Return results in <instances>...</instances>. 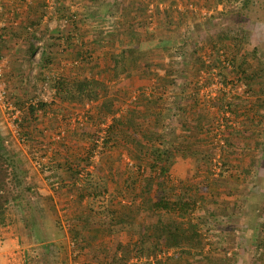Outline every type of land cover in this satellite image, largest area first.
I'll return each mask as SVG.
<instances>
[{"label": "trees", "instance_id": "16d2710c", "mask_svg": "<svg viewBox=\"0 0 264 264\" xmlns=\"http://www.w3.org/2000/svg\"><path fill=\"white\" fill-rule=\"evenodd\" d=\"M176 1L171 0L170 3L174 4ZM213 1L215 6L213 12L204 17L207 24L206 21H200L199 13L185 10L180 14L175 8L170 9L169 5L163 17L158 10L154 11L158 22L156 29H150L146 7L141 2L135 5L131 2L132 6H130L126 5L127 0H112L108 3L103 1L101 10L96 16L97 20L103 22L109 17L115 19L114 29L110 32L99 30L101 41L92 44L91 34L87 33L88 38L82 35L80 26L81 41L75 48L73 58L76 61L74 66L92 63L97 67L96 75L91 78L58 76L52 80L51 87L55 90L54 95L60 103L72 108L76 105L85 108L96 103L94 106L97 116L104 113L106 114L104 116H111L112 122L105 130L106 136L101 147V153L105 151L106 156L101 157L98 164L102 167L104 162L106 163L116 154L122 156L124 153L133 167L121 184L123 190L117 188L121 199L129 201L122 214L114 210L112 204L116 202L117 197L112 196V193L109 194L102 173V175H97V172L93 171L85 173L83 178L85 185L78 187L79 202L86 196L93 202L99 201V208L104 209V212L97 211L96 215H105L107 220L101 221L98 225L111 227L120 224L119 231L127 230L129 236H136L135 240L117 243L112 253L104 255L101 259H95L94 264H128L133 258L142 256L149 258L150 255L155 258V262L146 261L145 264H166L156 258L157 253L177 251L196 257L205 247L201 242L199 226L196 223L200 218H194L193 214L199 203L205 204L208 199L204 200L200 197L187 199L183 195H176L174 184L169 179L170 170L175 164L176 157L196 160L205 152L199 149V146L207 143L214 127L212 117L210 118L205 112L209 104L217 106L216 113L220 112L222 106L227 105L230 108L231 104L228 103L227 98L236 85L242 84L244 90L250 91L252 96L256 95L252 84L256 83L255 80L264 78V61L259 58L261 57L259 46L264 42V0ZM163 2L164 0H159L160 4ZM75 6L77 8V5ZM216 6H221V11H217ZM67 10L68 8L64 9ZM75 14L76 21H79V16L76 12ZM65 16V19L70 20V27L75 23L74 31H77V22H72L66 12ZM188 20H191L190 23L186 22ZM80 21L85 22V20ZM206 25L209 28L204 31ZM249 25H252V30L247 28ZM230 27L233 31L229 29ZM211 30L218 32V36H213ZM67 32L65 36H68ZM203 32L208 48L199 43ZM104 44L109 45L108 51L103 53L102 58H95L94 52L101 49ZM245 47L250 49L249 53L244 51ZM44 55L49 62H52L53 54ZM166 57H170V61L161 64ZM47 70L48 66L41 64L40 72ZM159 71L162 73L160 74ZM134 77L149 78L153 83L150 87H138L136 90L122 88L117 91V95L123 97L121 103L131 99L135 94L136 97L132 99L125 113L116 116L115 113L119 112L117 109L121 104L115 99H107L108 101L105 99L107 82L109 80L119 82ZM214 77L223 87L230 86L229 91H218L215 98L204 101L206 103L201 102V90L208 88ZM238 99L237 106L240 109H237L239 113L234 117L236 123L240 122L243 127L242 132L245 134L249 131L247 125L252 117L250 113L254 112L255 106L264 108V98L255 96L253 99L244 97ZM45 106L40 104L38 108L42 110ZM241 108H243L242 112ZM33 115V108L30 107L26 117L23 118V124L29 126L34 121ZM96 115L91 116L89 120L95 121ZM174 117L178 120L175 121L177 132L172 128L169 132L174 137L173 141L175 137L178 139L168 146L165 130L174 122L173 120L170 123L165 122L166 119ZM234 129L235 125L233 131ZM1 131L0 127V227L6 228L21 220L29 238L37 245L35 248L36 255L39 256L37 264H54L51 256L66 252L68 249L73 263L87 256L86 249L92 246V242L82 240L84 233L96 240L99 234L103 233L104 227H93V223H90L91 219H88L89 216H81L80 223L73 220L67 229L68 242L49 241L42 220L50 217L55 225L58 224L57 209L53 205V199L51 196L39 194L37 190L40 186L39 177L33 174L30 181H27V169L23 159L17 158L18 153L12 149V143ZM202 133L206 139H199L198 135ZM232 134L229 133L230 136L227 132L224 134V145L228 149L233 148L230 140ZM95 147V145L91 146L85 152V157L80 160L83 161L81 165L65 163L67 171L71 173L73 185L78 178L77 175L92 164L91 157L96 150ZM203 161L207 165L211 163L205 155ZM254 162L255 160L252 159L251 164L253 165ZM226 164L223 163L220 174L228 172V169L225 170ZM145 168L146 183L140 188L142 179H139V176L145 172ZM109 170L112 169L109 167ZM46 176L53 181L52 177L57 176V173L50 175L52 177ZM207 188L213 197L216 194L215 185L209 184ZM142 189L143 196H141ZM105 195L107 199H104ZM257 213L258 223L252 228L249 243L264 252V205L258 208ZM143 214L156 219L149 224L143 221L138 223V220L143 218ZM104 232L112 234L110 229ZM92 258L89 259L92 261ZM205 258L206 264H211L209 257ZM24 264L29 263L25 260ZM81 264L93 263L81 262Z\"/></svg>", "mask_w": 264, "mask_h": 264}, {"label": "rangeland", "instance_id": "374dc122", "mask_svg": "<svg viewBox=\"0 0 264 264\" xmlns=\"http://www.w3.org/2000/svg\"><path fill=\"white\" fill-rule=\"evenodd\" d=\"M79 1L81 4H77V8L79 10V16L83 17L79 18L78 21L79 28L81 26L83 32V34H81L85 35L87 38V33L91 34L90 39H93V41L91 42L92 44L94 42L101 41L99 39L101 38V36L98 35L99 30H101L102 32L112 31L114 29L113 27L115 25V19L109 17L107 19H104L103 22L98 21L96 16L101 10V5L98 2L88 4L82 2V0ZM142 1H144V3H142ZM170 1L171 0H164V2L160 4L159 0H141L142 5L146 7L147 17H151L150 22L152 24L150 25V27H152V29H156V25L158 24L156 15H154L155 10H158L159 8L160 10L158 11L160 12V15L162 17L164 11L167 10L166 6L168 8V6L170 5V9L174 10V5L171 4ZM150 6H154V9L152 8V15L148 14V7ZM175 6V10L181 12L182 10L189 7L191 11L200 14V21L203 22L206 21L204 17L211 15L215 8L213 0H177ZM219 7L220 8L216 6L217 11H221L222 8L221 6ZM65 12L67 13V15H70L72 13H68V10ZM161 16H159L160 19ZM80 20H85V22L82 23ZM197 20L199 22V19ZM203 22L201 23L203 24ZM205 24H207V21L205 22ZM57 25L58 22L56 19V25L52 29H57ZM68 28H71L70 24ZM208 28L209 26L206 25L203 29L204 31H206ZM247 28L249 30H252V25L247 26ZM229 29H232V27H230ZM204 33L205 32L202 33L203 36H200L199 43L206 45V38L204 36ZM210 33L213 34V36H218V32H214L213 30H211ZM262 44L264 45V42H262L261 45ZM206 47L208 48L207 45ZM108 48L109 45L104 44L101 49H97L94 52V57H99V59L102 58L103 53L107 52ZM263 49L264 47H261V57L259 58L264 61ZM244 51L249 53L250 49H247V47H245ZM44 54L42 55V60L45 59ZM61 54L65 56L63 58L64 64L62 66H59L58 68H56V66H53L54 68L48 67V70L43 72L44 74L41 73L37 67L32 68V71L35 70L34 77L39 84V93L31 98V100L28 99L25 102L23 101L20 107L17 106L23 109L25 115L28 113L30 107H34V109L37 110L39 109L38 107L40 104H50L49 101H51L52 96L49 97L47 93L52 90L51 86L53 78H56L58 76H67L69 78L74 76L91 78L96 75L97 67H94L92 63L86 64L84 66H74L75 64L72 63L73 61L69 62V64L67 63V60H70V58L66 57V53ZM172 57H174V55H172ZM169 61L170 57H166L161 64H167ZM250 62L254 63L253 61ZM255 65L257 66L256 63H254V66ZM72 73L74 75H72ZM43 75L45 78H43ZM51 75H54V77H51ZM46 76H48L49 78L46 79ZM257 80L259 81V84L255 83L252 84V86L255 90H260V94L256 95L262 96L263 98L264 78ZM109 82H107L108 88L106 91L105 99H115L119 101V103L121 104L119 106V109H117L118 107L116 106V109L119 112L115 113L116 116H119L122 112H126L128 106L131 105L130 102L133 101L132 99L134 97H136V94L133 95L131 99H127L124 103H121L123 97L121 95H117V91L122 88H126V83H124V80L119 82ZM229 89L230 86H228L226 92H228ZM133 90H136V88H133ZM35 91L34 93H36ZM40 95L44 96L43 99H46V102L40 97ZM250 95L251 92L244 90V86L242 84L236 85V87L231 91V94L227 98L229 99L228 103L231 104L230 108L227 105L222 106L220 112L216 113L217 106L214 107V104H209L210 106L207 109L209 110L208 115H210V118L212 117L214 127L212 133L209 134V139L207 138V143L200 144L199 149L205 150V152L200 155H202L203 157L204 155L207 156L210 159L211 163L207 165L203 161V157L200 155L196 160H193L191 158L183 160L179 156L176 157L175 164L172 166L169 174V179L174 184V193L176 195H183L187 199H192L193 197H200L204 200L208 199L205 204L199 203L196 211L193 214L194 218H200V220L196 221V223L199 226L201 242L205 245V247L202 253H198V256L196 257L187 256L177 251H165L157 253L158 256L156 258L162 260L164 263L206 264L204 259H206L205 257H209L208 259L211 260V264H264V252L259 251L256 245L254 246L249 243V241L251 240L250 234L252 233V228H254L253 226H256V224L258 223L257 210L264 205L263 166L257 169V166H255V164L252 165L250 162H247V159L248 161L250 159L247 157V155H244L241 161H238L236 157L233 158L232 156V153L234 152L233 148L228 149L224 145L225 132H227L228 135L229 133H234L233 127L236 123L234 116L238 111L237 109H240V107L237 106V101L239 100L238 98L244 97L247 99H253L256 96L254 94L252 96ZM46 96L49 98H47ZM209 99L212 98H208L205 93L202 94L201 102H207L209 101ZM106 100L103 99V101ZM33 103L35 104L33 105ZM94 105H96V103H92L85 108H81L79 105H76L74 108L68 106L63 109V113L59 114L61 116L56 120L58 121L59 125L58 129H52L51 127H48L47 119L40 117L39 124V121H36V118H34V121L31 122L30 126L24 125L22 127L21 133L27 137V142L23 145L18 142L15 137L12 136L10 130L6 125L7 120H5V118H2L3 116L2 114H0V121L4 125L2 126V132L7 136L9 142L12 143V149L16 153H18L17 158L23 159L25 167L27 169V181H30L32 175L34 174L39 177V179L43 181L45 180L46 182L44 184L46 185V187L49 188L52 193H54V197H52V199L53 205L57 209L58 224L55 225L53 219L50 217L44 218V220H42L43 227L49 237V241L68 242L69 234L67 232V229L69 228V226H71L72 221L74 220L80 223L82 220L80 217L85 215L89 216L88 219H91L90 223H93V227H104V231L110 229L112 233L110 235L109 233H105L103 231V233L99 234V237L96 240L84 233L82 240L84 239L87 240L86 242H92V246L86 249L88 251L87 256L81 257L80 260L73 263L71 261V256L68 249V251L66 252L51 256L54 264H81V262H90L94 264L95 262L93 261L95 259H101L104 255L112 253L117 243H126L129 240L136 239V236H129L130 233L127 230L119 231V229L121 228L120 224L112 225L111 227H108V225H98L99 223H101V221L107 220L105 218V215H96L97 211L104 212V209L99 208V201L93 202L86 196L82 198L80 202L78 201V187L80 188V186L85 183V180H77L76 182L74 181V184L76 186L73 185L71 173H69L66 169L65 163H74V165H81L83 163V161L80 160H83V158L85 157V152L88 151L91 146L95 145V139H97L98 134L103 131L102 125L108 126L112 122L111 116H104L106 115L105 113L101 116H97L95 114L96 111ZM227 113L229 115L231 114V116L227 117ZM94 115L97 116V119H95V121H90L89 118ZM79 118H81V122L78 121ZM172 120L174 123L171 124L173 126H177V122L175 121L178 120L175 117L173 119H166L165 123H170L172 122ZM37 124H39L40 126L44 124V129L47 130L45 131L40 126L39 128L37 127L35 129H32L30 132H28V130H25L29 129L31 126H33L34 128ZM169 127L170 125L166 128L168 129ZM58 131H64V138L61 140H57L55 138ZM52 133L53 136L50 137ZM166 133L167 134L165 138L166 140H168L170 139L171 134L169 130L166 131ZM228 135L226 136L228 137ZM198 137L199 139L205 138V135L202 133L199 134ZM35 151L39 153L41 158L44 159V166H49L51 171L50 175H54L55 173L59 172L60 176H58V174L55 177L48 175L52 177L53 180H56L60 183V186L57 189L51 185L52 180L50 181V179L47 178L43 170L35 169L33 165V152ZM103 156H106L105 151H102V153L99 154L96 158L93 154V156L91 157V160L93 159L92 164H89L88 166V168H91L89 170V173L93 171L97 172V175L103 174V177L106 180V188L109 190V194L112 193V196L115 195L117 197L116 202L112 204L114 210H116L117 213L122 214L125 212L124 207L125 205L129 204V201L127 199H121L120 192L117 188L123 190L121 184L126 179L125 175L130 171V168L132 169L133 167H131L132 165L129 164V159L124 153L122 154V156H118L116 154L115 156L110 158L109 161H106V163L104 162V166L102 165L101 167L98 162L99 159H101V157ZM244 159L245 163H243ZM224 162L225 164L227 162V164L225 165V170L228 169V172L220 174L219 172L221 171ZM109 167L112 169L111 171L109 170ZM145 177H147L146 168L145 172L141 173L139 176V179H142V182H140V188H142L146 183V180H144ZM209 184L215 185L216 194H214L213 197H211V193L207 191V185ZM185 188H187V190H185ZM104 199H107L106 195ZM239 212L240 217H235V214ZM155 219V217H150L143 214V218L139 219L138 223L143 221L149 224L153 223ZM244 220H252V228L249 229L248 227L242 228L238 226V221ZM36 247L37 245H35L29 238V235L24 228V223L21 220L19 222H15V224L8 225V227L6 228L0 227V264H24L25 260H27L29 264H37L39 256L36 255ZM91 257H93L92 261L89 259ZM135 259H138L137 262L135 261ZM146 261L155 262V258L152 255H150L149 258H145L144 256H142L141 258H133L128 264H145Z\"/></svg>", "mask_w": 264, "mask_h": 264}, {"label": "crops", "instance_id": "0c3cea01", "mask_svg": "<svg viewBox=\"0 0 264 264\" xmlns=\"http://www.w3.org/2000/svg\"><path fill=\"white\" fill-rule=\"evenodd\" d=\"M1 1L7 10L15 9L19 5L21 6L22 9L19 15H16V17L14 15V18H16L18 25L15 26L10 25L6 29L0 32V57H2L6 63L4 78L7 86L8 99L11 102H13L16 106L20 107L23 101L25 102L28 99L31 100V98H33L36 94L39 93L38 90L39 84L37 83L38 81L34 77L35 70L32 71L33 67H37L39 71L41 64L43 66L45 64V66L48 67L56 66V68H58L59 66H62L64 64L63 58L65 56L62 55L61 53H66L67 55L66 57L70 58V60H67L68 64L69 62L74 61L73 58H74L75 48L78 45H80V41H81L80 38L81 29L79 28V25L76 28L77 31H74L75 23L71 27L72 29L66 26L63 29L57 28L52 30L51 26L53 25L54 22H56V19L57 22L59 23L68 20L65 19L66 18L64 11L65 8H69L68 9L69 12H72V14H75L76 12L77 15L79 16V10L78 8H76L75 5L77 4L79 5L81 3L79 0H57L58 5L56 11L51 16H48L44 11L46 0H32V2L29 5L25 4L24 0H1ZM103 1L108 3L111 2L112 0H84V1L82 0V2L84 3L92 4L98 2L100 5L103 3ZM127 1L128 2L126 3V5H130V6H132L131 2H133L134 5L137 4L138 2H141V0H127ZM142 3H144V1H142ZM173 5L175 8L176 7L175 3ZM218 8L220 7L218 6ZM158 10L160 9L158 8ZM185 10L189 11L191 9L187 7V9L182 10V12ZM182 12L180 11V14H182ZM7 19L8 21L11 20V18H7ZM190 21L188 20L186 22L190 23ZM76 22L78 24V21ZM9 24L10 21L8 25ZM28 26L29 27L37 26L41 30L43 37H45L44 40L45 53H51L54 55L52 57L53 60H51L52 62H49L47 58L42 60L40 63H37V61H35L34 53L36 50L32 36H30V34H28L26 31V28ZM65 32L68 33L67 34L68 36H65L66 34ZM260 47H264V45L262 44L259 46V48ZM159 73L161 74L162 72L159 71ZM72 75L74 74L72 73ZM51 77H54V75H51ZM43 78H45L44 75ZM47 78L49 77L46 76V79ZM255 81L256 83L259 82L258 80ZM124 83H126L127 85L126 89H133L138 87H150L153 81L150 80L149 78L134 77L128 80H124ZM34 91L36 93H34ZM255 92L256 94H260V90L258 89H256ZM54 93L52 92L51 101H49L50 104L43 103L46 106L42 110L40 109L35 110L34 107L32 108L34 111L33 116L36 118V121H39V124H40L39 118L41 117L48 120L49 122V123L47 122L48 127H51L52 129L53 128L58 129L59 125H58V121L56 120L59 119V117L61 116L59 114L63 113L64 111L63 109H65L67 106L60 103L59 100L55 97ZM256 96H257L256 98L258 97L262 98V96H258V95ZM242 111L243 108H241V112ZM205 112H207L208 114L209 110L207 111L205 110ZM238 113L239 112L237 111V114ZM250 115H252L251 117L252 120L250 119L249 120L250 123L247 125L249 129L247 133L244 134L242 132L243 127L241 126L240 122L237 121V123H235V129L233 131L235 133L234 135H232L230 139L231 143L233 144V151H234L232 153V156L233 158L236 157L238 161H241L242 157L244 155H247V157L250 158L249 161L247 159V162L251 163L252 159H254L255 160L254 164L255 166H257V169L263 166V171H264V149H262V147L264 146V108H259V106L258 107L255 106L254 112L250 113ZM24 116L26 117L25 112H24ZM0 120H1V115H0ZM39 124H37L34 128L33 126H31L29 129H25V130H28V132H30L32 129H35L37 127L39 128L40 126ZM2 126L4 125L0 121V127L1 130L3 131ZM44 126L45 125L42 124L40 127L44 129ZM7 128L9 129V125H7ZM170 128H172V130L177 132V127L173 125L168 129H166V131L168 130L170 131ZM44 130L46 131L47 129ZM193 131L194 130H192V132ZM52 136L53 133L50 137ZM173 138L174 137L170 135V139L167 140L168 146H171L174 143V141L178 139L177 137H175L173 141L172 140ZM245 138H247V140H245ZM187 139H190V137H187ZM243 163H245V159ZM57 174L58 176H60L59 172H57ZM45 182H46L45 180L43 181L40 179V186L37 188L39 194L42 196L54 197V193H52L51 190L46 187V185L44 184ZM143 194H144V190H141V196H143ZM235 217H240V212L235 214ZM237 224L242 228L244 227L252 228L253 221L252 220L238 221Z\"/></svg>", "mask_w": 264, "mask_h": 264}, {"label": "built area", "instance_id": "2783aa9c", "mask_svg": "<svg viewBox=\"0 0 264 264\" xmlns=\"http://www.w3.org/2000/svg\"><path fill=\"white\" fill-rule=\"evenodd\" d=\"M32 2V0H24V3L29 5ZM57 0H46L45 1V8L44 11L48 16H51L54 12L55 9L57 8ZM154 7V6H153ZM152 6L148 7V14L152 15L153 13V8ZM153 8V9H152ZM22 9L21 6H17L15 9H11V10H7L4 6V4L2 3V1L0 0V32L3 31L4 29H6L8 26H15L18 25V22L16 20V18H14V15L16 17V15H19V13H21ZM7 18H11L10 24L8 25L9 21ZM70 18L72 21H76V18L74 16V14H70ZM149 19V25H151L152 23L150 22L151 17L148 18ZM69 22L68 20L62 21V22H58L57 27L59 29H63L67 26ZM56 25V22L53 23V25L51 26V29L54 28ZM150 29H152V27H150ZM53 30V29H52ZM26 31L28 34H30V36H33V43L35 45V53H34V59L35 61H37V63H40V61L42 60V55L44 54L45 51V47H44V40L45 37H43V34L41 32V30L37 27V26H28L26 28ZM74 64H76V62H74ZM5 61L3 60L2 57H0V114H2V116L5 118V120H7V125H9V129L11 131V134L13 137H15L17 139L18 142H20L22 145L26 144L27 142V137L25 135H23L22 132V127L24 126L23 124V118H24V111L23 109L17 107L13 102H11L8 99V92H7V86H6V82H5V78H4V72H5ZM57 78V77H56ZM56 78H53V80H55ZM214 82V83H213ZM213 82L211 83V85L206 88V89H202L201 90V94H206L208 98H215L217 96V92L218 91H225L228 89L227 87H223L222 84H220L216 78H213ZM208 90V92H207ZM51 92V91H50ZM52 92L54 93L55 90L52 89ZM52 92L49 93L48 92V96H52ZM40 97L43 99L44 96L40 95ZM46 98V97H45ZM44 101L46 99H43ZM46 102V101H45ZM35 103H33L34 105ZM87 107V106H86ZM226 116V114H225ZM230 115L227 113V117H229ZM86 120V119H85ZM79 122H81V118L78 119ZM107 126H103L102 125V129L103 131L98 134L97 139H95V148L96 150L94 151V156L95 158L100 154V151L102 150V143L104 141V136H105V130H106ZM57 140H61L64 138V131H58L57 135L55 137ZM33 157H34V162L33 165L35 167V169H40L43 170L45 175H50L51 171L49 166H44L45 164L44 159L40 157L39 153H37L36 151L33 152ZM94 158V159H95ZM93 160V159H92ZM91 168H86L85 171L80 172L77 176L78 178L76 179V181H80L83 180L85 173L89 172ZM75 181V182H76ZM59 182L56 180L52 181V186L54 188H58L59 187ZM138 259H135V261L137 262Z\"/></svg>", "mask_w": 264, "mask_h": 264}]
</instances>
